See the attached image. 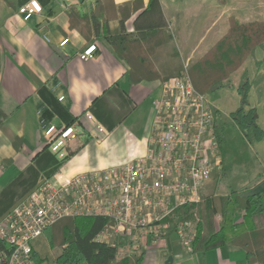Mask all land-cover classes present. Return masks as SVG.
Segmentation results:
<instances>
[{"label":"crops","instance_id":"1","mask_svg":"<svg viewBox=\"0 0 264 264\" xmlns=\"http://www.w3.org/2000/svg\"><path fill=\"white\" fill-rule=\"evenodd\" d=\"M27 1L0 0V219L57 165L45 179L71 177L145 154L153 105L161 90L160 79L130 82L129 65L113 52L102 33L93 35L87 19L96 0H37L42 11L23 20L18 6ZM102 2L114 6L136 2L137 10L127 24L149 0ZM159 3L172 35L166 45L176 50L177 63L186 66L218 44L228 33L231 20L237 24L264 23V0ZM109 25L115 28L116 21L110 19ZM92 43L96 45L93 57L80 59L79 53ZM263 51L264 46L255 48L230 74V83L233 80L237 86L244 71L249 75V68L259 70ZM251 90L252 84L248 95ZM87 112L92 119L86 117ZM49 123L58 128L73 124L77 129L66 147L67 155L72 152L66 160L47 146L41 127ZM98 125L103 131H98ZM250 190L264 192V177ZM171 234L166 237L171 264H259L248 262L240 246L225 244L189 251L180 243L174 244ZM141 264H165L162 251L147 250Z\"/></svg>","mask_w":264,"mask_h":264},{"label":"built area","instance_id":"2","mask_svg":"<svg viewBox=\"0 0 264 264\" xmlns=\"http://www.w3.org/2000/svg\"><path fill=\"white\" fill-rule=\"evenodd\" d=\"M41 11L37 0L18 6L23 20ZM95 48L94 43L89 44L79 58H92ZM85 115L93 118L89 112ZM97 129L103 131L99 125ZM41 132L51 139L50 151L61 159L67 155L68 142L77 135L73 124L58 128L49 123ZM220 151L215 112L207 95L194 87L185 67L161 83L153 105L147 152L71 177L45 179L0 220V240L10 246L8 251L0 250V264H59L36 261L32 245L57 220L77 215L106 217L108 222L96 239L112 244L122 241L129 256L158 248L166 260L169 233L192 251L196 222L172 224L163 219L181 205L203 200L205 184L222 166Z\"/></svg>","mask_w":264,"mask_h":264},{"label":"trees","instance_id":"3","mask_svg":"<svg viewBox=\"0 0 264 264\" xmlns=\"http://www.w3.org/2000/svg\"><path fill=\"white\" fill-rule=\"evenodd\" d=\"M133 5L136 6L132 8ZM137 5L136 2H129L114 6L96 0L87 24L95 37L102 33L113 52L129 65L130 82L160 79L162 83L173 75L160 74L150 56L158 46L170 42L172 35L168 32L159 0H149L133 21L136 33H127L124 22L137 10ZM73 16L74 12L71 11L70 18ZM110 19L116 21V30L109 25ZM258 46H264L263 22L237 24L231 20L228 33L202 58L186 67V71L198 91L205 94L213 92L225 86L230 74L239 68ZM181 68L182 65L176 66L174 72ZM250 86V78L244 71L235 87L241 97L240 104L231 112V118L244 139L254 142L263 138L264 129L256 123L255 108L249 106L247 100ZM215 116V131L221 148L226 124L219 121L217 114ZM50 140L47 139V146ZM71 154L72 152L65 160ZM57 169L58 165L53 167L44 179L50 177ZM39 184H35L32 189ZM13 207L6 211L1 219ZM216 217L219 218L217 223ZM182 220L196 222L193 250L206 251L225 244H234L244 249L248 262L264 264V192H253L250 188H245L231 190L228 194L217 197L210 195L198 203L175 208L172 214L163 219L172 224ZM107 222L108 219L100 215L60 218L48 226L40 239L33 243V255L36 261L49 260L59 264H141L143 255H127L128 247L122 241L112 244L96 239ZM59 246L62 248L50 259L49 248ZM9 248L7 243L0 240V250L8 251Z\"/></svg>","mask_w":264,"mask_h":264},{"label":"rangeland","instance_id":"4","mask_svg":"<svg viewBox=\"0 0 264 264\" xmlns=\"http://www.w3.org/2000/svg\"><path fill=\"white\" fill-rule=\"evenodd\" d=\"M135 6L133 5L132 8ZM124 29L127 33H136L133 22L127 24L124 22ZM167 43L158 46L150 58L160 74L175 76L189 65L186 66L180 62L178 64L176 60L179 57L174 55L176 50L168 47ZM259 59L262 65L259 70L249 68L248 76L252 84V90L250 95H247V100L255 108L256 123L264 129V51L259 54ZM179 65H182L181 70L174 72V68ZM234 82L232 80L231 84L230 81H227L226 86L206 94L212 109L214 112H218L219 121L226 124V131L220 148L222 166L215 170L205 184L203 199L210 195L214 197L225 195L231 190H245V188H250L256 180L264 177V136L260 141L248 142L244 139L241 131L233 125L231 112L239 106L241 98L235 88L236 86L233 84ZM218 221L219 218L216 217L215 222ZM171 238L174 244L179 245V241L174 234H171ZM174 244L170 242V245L173 246ZM61 248V246L50 247V259Z\"/></svg>","mask_w":264,"mask_h":264},{"label":"water","instance_id":"5","mask_svg":"<svg viewBox=\"0 0 264 264\" xmlns=\"http://www.w3.org/2000/svg\"><path fill=\"white\" fill-rule=\"evenodd\" d=\"M173 261V257L171 255H169L166 260H165V264H171Z\"/></svg>","mask_w":264,"mask_h":264}]
</instances>
